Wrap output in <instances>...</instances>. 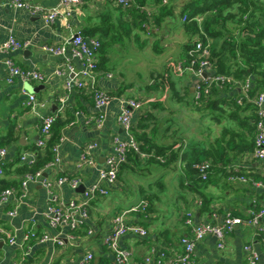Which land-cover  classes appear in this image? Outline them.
<instances>
[{"label": "crops", "instance_id": "obj_1", "mask_svg": "<svg viewBox=\"0 0 264 264\" xmlns=\"http://www.w3.org/2000/svg\"><path fill=\"white\" fill-rule=\"evenodd\" d=\"M12 1L0 0V45L13 37L27 41L28 46L0 52V148L6 150V154L0 156V193L5 188L14 189L8 201L0 204V227L5 230L0 234V264H76L85 252L93 254L91 264H117L102 244V237L112 229V220L117 214L142 200L147 202L146 210L129 211L126 221L145 227L147 235L141 237L128 232L120 238L119 244L132 251L134 263L155 264L154 259L165 252L177 255L184 252L180 238L191 235L190 227L184 222L186 212L191 213L194 224L216 223L222 221L226 213L243 218L248 210L260 207L264 197V165L252 154L255 112L249 99L253 96L238 102L239 84L217 87L197 106L193 99L197 79L189 72L178 74L170 63V59L176 63L185 59V44L189 39H196V34H189L184 24L178 28L171 17L162 16L159 25L151 24L149 37L138 27L133 13L126 15L115 0H86L71 9L70 30L61 17L47 23L40 14L14 7ZM25 1L45 8L58 2ZM160 1L134 0L133 5L140 4L145 12L159 14L166 5H161ZM259 1L261 11L257 12V21L264 26V0ZM73 30H81L85 39L100 40L96 83L113 97L102 110L95 108L93 100L78 90L70 92L65 104L60 106L59 96L64 93L67 75H58L55 70L64 67L66 59L44 52L41 46L59 45ZM151 37L152 42L154 38L159 39L153 43L155 48L148 47ZM125 40L136 42L140 56L126 48L118 51L121 50L118 44ZM105 42L115 52L105 51ZM145 46L148 48L142 49ZM145 50L152 58L149 66L143 59ZM116 52L123 55V61L114 64ZM66 57L75 68L81 67L77 59ZM8 58L23 69L41 72L43 80L24 81L15 77L7 82L5 60ZM127 70L134 78L145 73L144 86L133 87L125 77ZM153 75L168 77L161 82L151 78ZM23 89L46 102L44 113L57 115L44 148L36 144L41 120L30 112ZM262 90L264 87L259 84L250 94ZM119 98H137L142 102L141 110L132 114L131 132L137 141L143 144L146 139L147 144L165 148L172 145V148L166 149L160 159L129 153L119 168L117 182L107 185L106 195L89 203L88 218L83 225L75 229L49 228L45 218L48 194L42 179L54 181L63 175L81 178L82 191L78 190L79 186L75 189L67 185L53 186L54 194L64 203L81 197L85 189L98 180L105 158L113 153L114 137H125L117 122L121 108ZM99 114L103 119L98 125L95 118ZM51 138L56 150H51L50 160L56 157L57 162L45 168L41 179L29 183L22 195L20 179L36 163L29 166L28 158L21 160V156L32 152L38 160L46 149L52 148L48 146ZM87 143L96 144L90 154L93 163L80 166V154ZM176 151L179 154L172 158ZM149 152L154 153V148ZM203 159L212 163L206 180H200L190 165ZM11 211L15 214L9 215ZM260 224L264 227V216ZM89 228L93 232L87 235ZM29 231L37 235H59L64 244L51 239L25 238ZM247 243L259 254L255 264H264L261 235L254 227L244 225L234 226L225 235L222 248L217 247L212 235L197 241L193 260L196 264H248L243 249ZM145 255H150L152 261L144 263Z\"/></svg>", "mask_w": 264, "mask_h": 264}, {"label": "built area", "instance_id": "obj_2", "mask_svg": "<svg viewBox=\"0 0 264 264\" xmlns=\"http://www.w3.org/2000/svg\"><path fill=\"white\" fill-rule=\"evenodd\" d=\"M85 2L86 0H58L55 6L49 8L25 0H13L11 4L17 8H23L32 14H40L47 23H52L55 19L61 17L65 26L71 30L72 26L69 22L71 9ZM115 2L117 6L124 11L131 8L133 4V0H115ZM162 2L166 3L167 0H162ZM147 28H149V26H147ZM100 45V40L98 38L92 37L85 39L81 30H73L69 37L61 44L41 46L44 52L54 56L65 57L66 59L64 67L55 70L58 75H67L64 79V93L59 96L60 106L65 104L68 94L74 90L81 91L88 95L93 100L94 107L99 110H102L113 98L108 92L100 89L96 83V54ZM210 45V39H207L205 44L198 38L194 39L193 48L187 53L189 58L188 63L184 65L183 61L175 62L176 64L174 63V66L176 72L178 74L189 72L197 79L193 94L194 101L197 105L201 104L214 88H222L224 86L231 87V85L234 84H239L240 96L238 102H240V100L249 99V96H253L249 99L252 102L255 112L252 154L256 159L261 160L264 165V90L251 95L250 88L252 87V83L250 77L247 76L243 79H236L232 75L217 72L215 60H211L210 58ZM27 46V41L11 37L0 45V52L24 49ZM67 55H69L70 58L77 59L81 67L75 68L69 62L68 57H66ZM5 65L7 67V75L5 76L7 82H12L15 77H19L24 81H41L44 78L41 72L32 69H23L14 64L9 58L5 60ZM108 76H111V74H108ZM22 92L26 95L25 103L29 107L30 112L41 120L40 137L36 144L37 147L44 148L49 140L51 128L56 122L57 115L54 113H44L47 104L44 100L37 98L34 93L28 92L25 89H23ZM119 101L121 102V108L117 122L125 132V137H114L113 153L105 158L104 167L98 171V180L90 184L81 197L70 199L64 203L59 201L58 197L54 194L53 186L67 185L71 189H75L81 183V178L78 176L63 175L54 181L51 179H42V185L48 194V205L45 211V218L49 228L55 229L57 227L67 226L70 229H75L83 225L88 218L87 207L89 203L99 196L106 195L108 193L107 185H113L117 182V173L120 166L126 162L128 154L134 153L140 157L148 155L141 150V143L136 140L131 132L132 114L135 111L138 112L141 110L142 102L137 98H119ZM102 119L103 116L99 114L95 118L96 124L99 125ZM95 146V143H87L83 147L79 159L80 166L84 163H93L90 154ZM51 150L54 152L56 150L55 146L52 147ZM5 154V148H0V156H4ZM34 156L35 154L32 152L25 153L21 156V160H26L28 158V164L31 165L35 162ZM56 162L57 158L55 157L53 160H50L49 163L45 164L42 169L25 172L20 179V192H22V195H25L29 183L41 179L45 168ZM211 166V161L205 159L197 160L192 163V168L199 173L202 180L207 179ZM1 172L2 170L0 168V173ZM240 179L244 180L243 177H240ZM13 192L14 189L11 187L3 189L0 193V204L7 202L13 195ZM146 208L147 202L142 200L139 204L117 214L112 220V229L102 237V244L110 251L117 264H138L132 261V251L120 246L119 241L120 238L128 232L141 237L147 235V229L145 227L127 223L126 221V214L129 211H144ZM14 214L15 211L9 212V215ZM263 216L264 197L260 201V207L257 210H248V214L243 218L226 213L225 217L220 222H199L198 224H194L191 219V213L186 212L184 222L190 227L191 235L180 238V243L184 247V252L180 255L165 252L157 256L154 262L155 264H196L193 260V253L197 241L203 239L207 235H212L217 240V247L222 248L224 246L225 235L230 232L234 226L239 225L251 226L258 230L264 245V227L260 224V220ZM92 232L93 230L89 228L87 230V235H90ZM2 233H5V230L0 227V234ZM29 237L41 241L51 239L59 245L64 244L63 238L59 235L53 236L48 233L37 235L35 232L29 231L25 235V238ZM10 242H13V239H11ZM243 249L248 264H255L259 259V254L252 247V244H245ZM92 260L93 254L91 252H85L76 264H91ZM151 261L152 257L150 255L144 256V263H149Z\"/></svg>", "mask_w": 264, "mask_h": 264}, {"label": "trees", "instance_id": "obj_3", "mask_svg": "<svg viewBox=\"0 0 264 264\" xmlns=\"http://www.w3.org/2000/svg\"><path fill=\"white\" fill-rule=\"evenodd\" d=\"M259 3H261L259 0H187L183 3L180 10V14H185V22L183 24L189 34H197L200 36V40L203 44L206 43L207 39H213L210 45V58L211 60H215L216 71L233 75L237 79H243L249 76L252 83V87L250 88L251 93L257 90L259 84H262V87H264V71L262 70L264 63V26H261L257 21V12L261 11ZM233 7H236L239 13L238 18L236 14L231 11ZM123 12L126 15H130V12L131 14L133 13L134 19L136 17L138 21V27L151 34V24L153 26L159 25L160 18L170 14L172 11L171 9L164 11L163 8L159 14H151L145 12L141 9L140 4L136 3L135 5L132 4L131 8L125 11L123 10ZM195 16H200V24L197 23ZM226 21L235 24L238 32L232 34L226 26ZM147 26H149V28H147ZM193 41L194 40L189 39L185 44L186 53L193 48ZM218 42L219 44L217 47ZM226 47H228L229 50L226 49ZM226 50H228L229 56L225 54ZM188 60L189 58L186 54L185 59L181 61L186 65ZM167 77L168 75L161 76L162 80ZM226 87L227 86H224L223 88ZM197 106H200V104ZM147 143L145 139V143H141L140 147L141 150L146 151L149 156L148 158L159 159L158 157L163 155L166 149L172 148V145L165 148L164 145H151ZM53 144L54 140L51 138L48 146L52 147ZM151 148H154V153L152 154L149 152ZM247 148H249V146ZM178 154L179 151L174 152L172 158H174V156L177 157ZM211 155L213 154L211 153ZM38 157L39 159L35 160L36 164L33 163L35 166L29 171H36L50 161L51 149H46L45 153ZM214 161L216 160L214 159ZM192 163L193 162L190 164L191 166ZM192 170L198 178L202 180L199 173L193 168Z\"/></svg>", "mask_w": 264, "mask_h": 264}, {"label": "rangeland", "instance_id": "obj_4", "mask_svg": "<svg viewBox=\"0 0 264 264\" xmlns=\"http://www.w3.org/2000/svg\"><path fill=\"white\" fill-rule=\"evenodd\" d=\"M185 1H187V0H167V2L166 3H163L162 2V0L160 1L161 2V4H163V5H165L164 6V11H166L167 9H171L172 10V12H171V14H168V16L169 17H171V19L173 20V21H171V22H173L175 25H176V27H182L183 26V23L185 22V20H184V18H185V14H180V10H181V7H182V5H183V3L185 2ZM169 11V10H168ZM231 11L232 12H234L235 14H236V17L238 18V16H239V13L237 12V9H236V7H233L232 9H231ZM202 16V15H201ZM196 17V20H197V23H199L200 22V16H195ZM198 17V18H197ZM200 24V23H199ZM226 26H227V28H229V30L231 31V33L232 34H235V33H237L238 32V29L236 28V25L235 24H233V23H231V22H229V21H226ZM151 28H153V27H151ZM144 31V30H143ZM146 34H147V36H149L150 37V35H152V34H149V33H147L146 31H144ZM196 36V38H198V39H200V36H198L197 34L195 35ZM150 40V42H151V44H153L154 42L156 43L158 40H157V38H154V40H153V42L151 41L152 40V37L149 39ZM211 41H213V39H211ZM222 41V40H221ZM150 42H149V46L148 47H152V48H155V46H154V44L153 45H151L150 44ZM219 42H220V39H219ZM219 42L217 43V47H218V44H219ZM122 43V42H121ZM125 43H126V45H125ZM135 43L136 42H132V40H130V41H128V40H125L124 41V43H122V44H118L119 46H120V49L121 50H118V51H123L125 48L127 49V51H129V50H131L134 54H138L139 56H140V52H138V50H137V47H138V45H135ZM165 43V42H164ZM167 43H168V41H167ZM148 47H144V48H142V49H147ZM229 47V46H228ZM228 47H226V49H228ZM111 46H109L106 42H105V44H104V47H103V49L105 50V51H111V52H115V49L114 48H111ZM229 50V49H228ZM228 50H226L225 51V54H227V56H229V52H228ZM130 52V51H129ZM144 53H146L144 56H143V59L147 62V66H149L150 65V63H151V59L152 58H150V52L148 51V50H145V51H143ZM116 54L117 55H115L114 54V58H115V60L113 61V63L115 64V63H121L122 61H123V55L120 53V52H116ZM119 54V55H118ZM170 63H171V66H174V60L173 59H170ZM152 64H153V62H152ZM142 71H143V69H141ZM140 70V72H142ZM146 70V69H145ZM174 72V71H173ZM141 76V77H140ZM137 75L136 76V78H134L133 77V75H131L130 74V70H127V72H125V77H126V79H127V81H129V82H131V84L133 85V87H140V86H144V83L145 82H147L146 80H144L143 79V77L145 76V73H143V74H141V75ZM151 78H155V79H157V80H160L161 82H162V78H161V76H159V75H153ZM163 87V86H162ZM162 112V111H161ZM162 113H159V115H161Z\"/></svg>", "mask_w": 264, "mask_h": 264}, {"label": "water", "instance_id": "obj_5", "mask_svg": "<svg viewBox=\"0 0 264 264\" xmlns=\"http://www.w3.org/2000/svg\"><path fill=\"white\" fill-rule=\"evenodd\" d=\"M78 190H81L82 191L83 190L82 186H79Z\"/></svg>", "mask_w": 264, "mask_h": 264}]
</instances>
